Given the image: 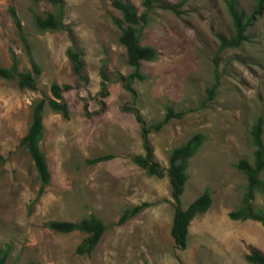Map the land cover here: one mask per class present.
<instances>
[{
	"label": "rangeland",
	"instance_id": "rangeland-1",
	"mask_svg": "<svg viewBox=\"0 0 264 264\" xmlns=\"http://www.w3.org/2000/svg\"><path fill=\"white\" fill-rule=\"evenodd\" d=\"M112 1L63 0L64 29L41 32L34 18L58 15L59 7L46 0H0V67L9 68L15 54L20 72L32 71L31 59L41 70L37 92L0 78V155L6 159L0 164V248L10 247L6 264H248L249 245L264 253V222L233 220L229 213L238 208L264 213V192L250 187L235 168L241 159L254 163L250 130L258 117L264 128V9L247 29L249 42L220 49L219 37L227 41L234 35L230 0L154 4L136 31L139 45L154 48L158 57L141 62L138 73L145 80L131 83L133 96L120 79L134 68L119 42L121 28L114 21L122 16ZM122 1L135 6L138 15L145 12L141 0ZM234 1L245 17L251 14L255 0ZM176 5L178 13L161 7ZM10 8L21 21L32 58ZM69 48L81 53L83 77L73 70ZM54 83L72 87L63 93L69 118L46 103L40 147L52 177L37 199V173L19 144L34 103L53 98ZM167 107L183 117L148 136L161 167L168 168L171 150L197 133L205 136L189 160L181 207L186 209L206 190L212 205L190 223L185 250L175 248L170 234L175 207L168 178L148 177L132 162L145 153L140 125L133 113L122 110L134 108L152 125L163 120ZM105 155L114 158L88 163ZM258 178L264 185V171ZM142 203L150 206L116 225L125 210ZM92 215L110 227L91 256L76 253L86 234L45 227L50 221L79 222Z\"/></svg>",
	"mask_w": 264,
	"mask_h": 264
},
{
	"label": "trees",
	"instance_id": "trees-1",
	"mask_svg": "<svg viewBox=\"0 0 264 264\" xmlns=\"http://www.w3.org/2000/svg\"><path fill=\"white\" fill-rule=\"evenodd\" d=\"M35 2L42 0H32ZM50 4L59 7V14L54 15L47 13L45 15H37L34 18V23L37 29L41 32H57L64 29L63 25V0H46ZM162 0H141V5L144 7L145 12L138 15L135 6L126 3L122 0H113L112 6L120 11L122 19L114 21L117 26L121 28V35L119 37L120 44L125 48L128 64L134 68V72L126 78H120L128 84L125 89L135 96L134 90L131 88V83L135 79L145 80L143 76L138 73V68L141 62H154L158 57V52L152 47H141L138 43L136 27L145 21L146 14L150 11L154 4L160 5ZM165 9L177 11L176 6H161ZM264 9V0H255L254 8L251 14L247 17L244 16L237 8L236 2L230 0L227 2V12L231 18L234 35L229 40H224L219 37L221 41V48H239L242 44L249 42L250 38L247 35V29L254 22L255 18L260 16ZM10 16L16 26L18 35L24 45L26 53L32 58V53L28 41L24 34V29L19 17L14 8L9 9ZM67 57L73 65V70L76 75L83 77L82 74V60L81 53L75 48H69ZM32 71L20 72L18 68V59L15 54H12V64L9 68L0 67V78L4 80H17L20 89H27L32 92H37V77L40 75L41 70L35 65L31 59ZM100 74L104 81L108 79L103 68ZM69 85L60 86L54 83L51 86V93L53 98H41L33 105L32 120L27 134L21 139L19 147L25 148L32 160L39 182L37 192V199L41 198L46 188L51 182V171L45 153L40 147V143L44 137V111L46 103L50 109L57 114H61L63 118H69L68 105L63 99V93L71 90ZM105 89V83L102 82V90ZM106 96L105 92H101ZM86 108V106H85ZM123 111L131 112L135 115L137 122L140 125L142 145L144 155H136L132 157V162L143 169L148 177H167L171 187V198L175 207L173 223L171 227V237L174 240L175 248L177 250H185L187 247L188 232L190 223L198 215L205 214L212 205V198L209 190H206L196 200H194L186 209H182L181 197L184 194L186 182L188 180L187 168L189 160L194 157L205 142V136L201 133L193 135L186 143L171 150L168 158V168L161 167L153 158L152 146L149 143L148 136L151 132H160L161 129L172 119H181L182 113H175L170 107H167V112L162 121L146 125L140 114L134 108H123ZM87 111H85L86 113ZM88 115V113H86ZM263 119L258 117L253 123L250 130V138L252 145L256 148L254 152V163H249L246 159H241L235 168L246 175L248 184L252 188L259 189L264 192V185L259 184L258 173L264 171V143L262 141L263 135ZM114 157L112 155H105L89 160L88 163L95 165L101 162L110 161ZM5 158L0 155V164L5 162ZM149 203H142L125 210L120 216L116 225L121 226L129 219L133 218L145 208L149 207ZM229 217L233 220L246 221L250 219L261 220L264 222V213H253L244 209H236L229 213ZM45 227L63 234L72 232H81L86 234L82 243L76 248L78 255L91 256L96 246L98 245L103 234L109 229L106 225L95 215L89 219H83L79 222L69 221H50L45 224ZM248 253L245 255V260L248 264H264V253L259 249L248 246ZM10 252V247L6 245L0 248V264H6ZM177 257V256H176ZM179 264H184L179 261Z\"/></svg>",
	"mask_w": 264,
	"mask_h": 264
}]
</instances>
